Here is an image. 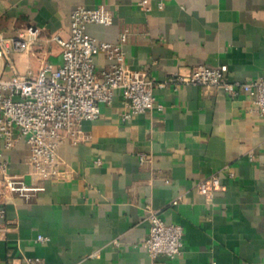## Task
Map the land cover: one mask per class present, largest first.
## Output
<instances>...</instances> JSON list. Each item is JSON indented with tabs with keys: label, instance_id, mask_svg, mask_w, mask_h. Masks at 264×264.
Returning <instances> with one entry per match:
<instances>
[{
	"label": "crops",
	"instance_id": "1",
	"mask_svg": "<svg viewBox=\"0 0 264 264\" xmlns=\"http://www.w3.org/2000/svg\"><path fill=\"white\" fill-rule=\"evenodd\" d=\"M141 1L0 0V30L37 29V55L18 56L23 71L28 61L37 70L43 58L62 62L55 36L69 35L77 5L106 4L113 22L90 23L88 32L108 41L128 32L133 69L159 80L200 64H227L232 80L264 75V0ZM108 62L102 53L95 58L98 70ZM155 93L163 109L124 121L117 91L100 118L85 121L88 141L62 145L67 172L45 181L32 201L7 195L16 224L0 242V264L24 255L48 264H264V113L246 92L230 97L221 87L180 84ZM29 153L24 138L6 153L10 170L28 181ZM141 153L150 159L141 161ZM214 172L223 189L201 193L198 182ZM147 206L183 225L178 257L153 258L144 247ZM41 234L49 240L38 241Z\"/></svg>",
	"mask_w": 264,
	"mask_h": 264
},
{
	"label": "built area",
	"instance_id": "2",
	"mask_svg": "<svg viewBox=\"0 0 264 264\" xmlns=\"http://www.w3.org/2000/svg\"><path fill=\"white\" fill-rule=\"evenodd\" d=\"M148 1L141 3L146 5ZM70 20L69 35L55 36L62 47V62L56 64L43 58L37 70L28 61L25 70L20 72L14 62V56L37 55V29L28 25L10 35L0 30V69H3L0 75V141L3 143L0 146V242L16 224L7 217V195L17 194L32 201L46 189L45 181L67 172L60 155L62 145L66 141L73 145L88 141L90 135L84 129L85 121L100 118L102 106L111 105L117 91L122 96L124 121L155 108L163 109V104L157 102L156 89L180 84L221 87L230 97L246 92L256 110L264 113V75L232 80L227 64H200L190 73L175 71L159 80L147 70L133 69L127 64L124 46L128 32H122L117 41L98 39L88 32L90 23L109 25L113 22L114 12L106 4L77 5ZM100 53L109 61L102 70H98L95 63ZM7 68L12 70V76L5 74ZM19 138H24L30 147V181L25 175L12 172L6 157ZM140 159L146 161L150 157L141 153ZM228 173L235 176L231 168ZM197 188L206 195L223 189L221 173L205 176ZM173 202L178 203V198ZM146 208L150 229L143 240L144 247L153 258L178 257L184 247L183 225L167 222L159 211L151 206ZM37 240L46 242L49 237L41 234ZM10 264L48 263L40 257L24 255Z\"/></svg>",
	"mask_w": 264,
	"mask_h": 264
},
{
	"label": "rangeland",
	"instance_id": "3",
	"mask_svg": "<svg viewBox=\"0 0 264 264\" xmlns=\"http://www.w3.org/2000/svg\"><path fill=\"white\" fill-rule=\"evenodd\" d=\"M1 61H2V60H0V62H1ZM14 62L16 63L18 70H19L20 72H22L23 70L21 69V67H20V65H19L20 60H19V57H18V56H14ZM5 72L8 73L10 76L13 75V72H12V70H11L10 68H7ZM2 74H3V69H0V75H2Z\"/></svg>",
	"mask_w": 264,
	"mask_h": 264
}]
</instances>
